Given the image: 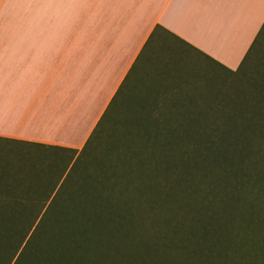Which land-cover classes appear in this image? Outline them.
Listing matches in <instances>:
<instances>
[{
    "label": "trees",
    "instance_id": "trees-1",
    "mask_svg": "<svg viewBox=\"0 0 264 264\" xmlns=\"http://www.w3.org/2000/svg\"><path fill=\"white\" fill-rule=\"evenodd\" d=\"M0 145V264H264V24L235 71L156 26L80 150Z\"/></svg>",
    "mask_w": 264,
    "mask_h": 264
},
{
    "label": "crops",
    "instance_id": "crops-1",
    "mask_svg": "<svg viewBox=\"0 0 264 264\" xmlns=\"http://www.w3.org/2000/svg\"><path fill=\"white\" fill-rule=\"evenodd\" d=\"M13 3V2H12ZM0 28V139L80 150L156 26L235 71L264 0H21Z\"/></svg>",
    "mask_w": 264,
    "mask_h": 264
},
{
    "label": "rangeland",
    "instance_id": "rangeland-1",
    "mask_svg": "<svg viewBox=\"0 0 264 264\" xmlns=\"http://www.w3.org/2000/svg\"><path fill=\"white\" fill-rule=\"evenodd\" d=\"M21 7V0H0V28L6 26V15L8 10L20 12ZM182 62L184 64L187 63L188 66H192V69L187 73H181V78L197 77L203 79L201 84L204 86L216 87L218 85V79L221 75L220 71L214 65L203 60L200 56L191 54V56H185L184 61ZM248 68L249 62L246 61L243 69L247 70ZM170 82L172 83V81ZM7 148L9 147H3L0 145V174H9V176L21 174L24 171L21 166H23L22 164L25 161L24 159L26 156L20 151L11 152ZM175 263L184 264L177 263L176 261ZM165 264L169 263L166 262Z\"/></svg>",
    "mask_w": 264,
    "mask_h": 264
}]
</instances>
